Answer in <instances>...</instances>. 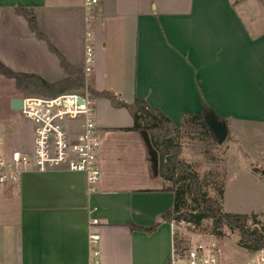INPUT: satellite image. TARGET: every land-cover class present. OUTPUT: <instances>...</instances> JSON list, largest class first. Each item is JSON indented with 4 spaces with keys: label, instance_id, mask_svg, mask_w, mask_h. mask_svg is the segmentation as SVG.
I'll return each mask as SVG.
<instances>
[{
    "label": "crops",
    "instance_id": "1",
    "mask_svg": "<svg viewBox=\"0 0 264 264\" xmlns=\"http://www.w3.org/2000/svg\"><path fill=\"white\" fill-rule=\"evenodd\" d=\"M17 9L33 10L45 39ZM87 32L94 61L86 92L99 130L101 181L91 193L83 173L27 170L19 186H0L15 213L0 232V264H94L91 235L100 237V264H172L184 226L161 216L174 194L153 177L142 135L124 130L133 126L128 110L88 89L127 104L141 98L176 126L211 110L233 141L264 126V0H100L90 12L84 0H0V62L14 72L57 82L67 77L60 56L84 71ZM6 80L14 91L4 95L3 109L0 95V151H30L33 124L26 145L8 123L20 116L11 101L23 97L0 75V85ZM222 250L218 264L251 257L240 247Z\"/></svg>",
    "mask_w": 264,
    "mask_h": 264
},
{
    "label": "trees",
    "instance_id": "2",
    "mask_svg": "<svg viewBox=\"0 0 264 264\" xmlns=\"http://www.w3.org/2000/svg\"><path fill=\"white\" fill-rule=\"evenodd\" d=\"M17 11L25 16L31 30L40 39H45L37 29L33 10ZM60 59L67 77L54 83L37 75L14 72L1 62L0 75L13 79L17 91L33 96L53 98L69 92H85L87 90L85 72L71 67L61 56ZM88 91L92 95L108 99L116 108L128 110L133 118V126L124 130L135 131L141 135L145 131L149 135L151 145L157 151L159 159L157 175L152 170L153 177L160 178L164 183L163 190L172 192L175 197L173 208L161 216V221L184 222L198 229L205 221L211 220V236L223 239L226 236L224 229L227 228L230 232L238 234V246L249 253L253 254L264 247V224L260 222L258 215L224 212L221 206L224 182L217 184V198H212L206 190L208 177L205 180L201 179L189 163L179 160L178 140L182 130H197L212 138L213 135L205 125L202 115H186L181 126H176L161 111L151 108L141 98L137 97L131 104H127L120 101L113 92L99 93L89 89ZM158 224L145 230L152 231ZM183 244L184 238L177 237L175 248L182 250Z\"/></svg>",
    "mask_w": 264,
    "mask_h": 264
},
{
    "label": "built area",
    "instance_id": "3",
    "mask_svg": "<svg viewBox=\"0 0 264 264\" xmlns=\"http://www.w3.org/2000/svg\"><path fill=\"white\" fill-rule=\"evenodd\" d=\"M88 12L99 5L100 0H84ZM91 15L86 18L90 27ZM91 33H86L85 68L90 73L94 50ZM88 94V93H87ZM65 93L57 97H23L20 116L33 124L34 141L30 151L12 149L0 151V186H19L24 172H45L64 169L85 174L89 191L94 193L101 181L99 166L100 138L95 120L94 102L89 95ZM82 100V103L79 102ZM180 225L189 224L179 222ZM192 237V238H191ZM182 250L175 248L172 264H218L222 247L216 243H204L192 236ZM99 235H91L89 243L94 264H100ZM247 264H264V247L251 254Z\"/></svg>",
    "mask_w": 264,
    "mask_h": 264
},
{
    "label": "rangeland",
    "instance_id": "4",
    "mask_svg": "<svg viewBox=\"0 0 264 264\" xmlns=\"http://www.w3.org/2000/svg\"><path fill=\"white\" fill-rule=\"evenodd\" d=\"M13 91L12 81L6 80L0 85L1 109L4 107V95L7 96ZM69 93L87 94L86 91ZM18 95L20 97L33 96L28 93ZM8 123L14 129L15 141L16 138H20L26 145H29L32 141V123L24 122L20 116L9 120ZM179 136V160L189 163L201 179L205 180L208 177L206 180L208 195L217 198L216 188L219 183L224 182V196L221 201L223 211L241 214L254 213L264 224V126L252 127L248 136L243 135V140L240 137L236 141L227 138L222 144H219L213 136L209 138L197 130L184 129ZM14 143L11 146H16ZM5 199V197L0 199L2 202L0 223L3 225L0 229L1 235L6 231V226L15 218L14 203H8ZM211 228V220L205 221L198 229L184 225L183 248L187 246L191 234L194 238L197 235L199 241L204 243L214 241L213 238H208ZM224 232L226 236L218 242L220 247L223 249L239 247L238 234L230 232L227 228Z\"/></svg>",
    "mask_w": 264,
    "mask_h": 264
},
{
    "label": "water",
    "instance_id": "5",
    "mask_svg": "<svg viewBox=\"0 0 264 264\" xmlns=\"http://www.w3.org/2000/svg\"><path fill=\"white\" fill-rule=\"evenodd\" d=\"M82 103V100H79ZM23 106V99L22 98H14L11 101V109L13 111L19 112L21 111ZM205 125L210 130L213 137L217 140L219 144H222L228 137V128L225 122L222 120H218L215 114L210 110L203 115ZM143 141L145 146L149 152V161L151 164V169L153 170L154 174L157 175L159 159L157 151L152 147L149 135L147 132L142 133Z\"/></svg>",
    "mask_w": 264,
    "mask_h": 264
}]
</instances>
